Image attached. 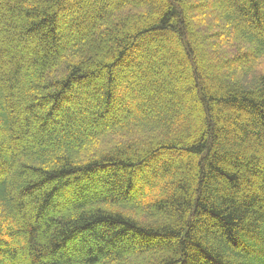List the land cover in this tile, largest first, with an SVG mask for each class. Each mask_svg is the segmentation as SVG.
<instances>
[{
	"label": "trees",
	"instance_id": "16d2710c",
	"mask_svg": "<svg viewBox=\"0 0 264 264\" xmlns=\"http://www.w3.org/2000/svg\"><path fill=\"white\" fill-rule=\"evenodd\" d=\"M0 264H264V0H0Z\"/></svg>",
	"mask_w": 264,
	"mask_h": 264
}]
</instances>
